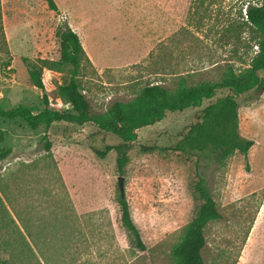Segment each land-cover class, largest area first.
Wrapping results in <instances>:
<instances>
[{
  "label": "rangeland",
  "instance_id": "obj_1",
  "mask_svg": "<svg viewBox=\"0 0 264 264\" xmlns=\"http://www.w3.org/2000/svg\"><path fill=\"white\" fill-rule=\"evenodd\" d=\"M210 1L201 7L200 0H66L73 13L38 7V24L14 23L8 44L0 9V110L24 103L37 113L46 107L44 94L49 108H68L61 87L72 66L42 63L60 59L56 33L65 21L82 24L87 41L97 22L106 38L99 50L108 51L111 64L129 62L98 70L80 55L78 81L94 112L131 100L150 83L174 90L181 77L188 84L213 83L230 66L242 71L258 46L248 27L228 31L223 19L241 21L245 2L216 0L211 6ZM220 4L226 6L218 14L221 23L206 25L201 17ZM36 27L43 29L41 49L35 47ZM143 52L141 60L130 62ZM32 65L41 69L44 90L29 78ZM231 93L219 90L200 107L170 112L140 128L124 174L114 151L103 158L97 154L121 139L94 123L58 121L31 130L20 118L0 116L1 145L11 149L0 161V264H176L172 248L201 203L194 190L197 172L207 179L222 214L205 227V264H264V89L236 96L240 132L255 142L248 157L236 152L219 165L179 152L143 150L174 145L207 104ZM120 177L145 250L131 245L122 226Z\"/></svg>",
  "mask_w": 264,
  "mask_h": 264
},
{
  "label": "trees",
  "instance_id": "obj_2",
  "mask_svg": "<svg viewBox=\"0 0 264 264\" xmlns=\"http://www.w3.org/2000/svg\"><path fill=\"white\" fill-rule=\"evenodd\" d=\"M50 9L58 11L55 0H45ZM211 0L209 5H214ZM237 0L235 1V3ZM245 2V13L240 10L241 21H235L226 16L230 29L248 27L252 39L258 46V51L251 59L249 66L237 72L230 66L222 80L209 83L201 81L198 84H188L187 79L181 77L176 89L172 90L160 83L145 85L141 91L129 101L115 100L104 112H94L92 106L83 93L78 73L80 70V55L86 58L85 50L77 32L65 21L56 36L60 43V59L58 61L42 60L43 66L51 68L57 64H70L71 77L69 82L61 87V94L70 103L71 107L65 110L49 108L47 95H43L45 108L34 113V107L20 103L9 110H0V116L8 119H22L31 130L40 126L49 129L54 122L65 121L83 125L94 123L100 130L117 135L121 142L117 145H106L102 151H97L103 158L111 151L116 153V163L120 173L124 174L129 162L128 151L137 139V131L145 126L162 121L170 112H181L190 107H200L204 100L214 98L219 90H231V94L217 97L202 109L200 119L186 128L180 134V139L169 147H143L147 152L172 151L189 156H195L199 161L207 160L214 164H224L226 159L238 152L248 157L249 151L255 144L254 140L244 137L240 132L239 103L236 96L252 90L264 89V0H241ZM234 4V3H233ZM199 5H204L200 0ZM208 17H201L206 25H212L210 20H222L218 14L224 13L226 6L211 8ZM232 5H229L231 7ZM200 9V8H199ZM29 78L37 87L44 90L41 69L32 65L29 69ZM3 133L0 129V161L5 159L11 149L1 145ZM50 149L51 143L46 144ZM248 167V166H247ZM194 190L201 203L195 210L192 220L186 226L181 241L172 248V256L176 264H205L202 250L206 246L205 227L209 222L222 218L217 203L212 195L207 179L197 172V181ZM121 210V223L129 236L130 243L139 250H145L146 244L141 232L132 219L129 202L125 197L118 196Z\"/></svg>",
  "mask_w": 264,
  "mask_h": 264
},
{
  "label": "crops",
  "instance_id": "obj_3",
  "mask_svg": "<svg viewBox=\"0 0 264 264\" xmlns=\"http://www.w3.org/2000/svg\"><path fill=\"white\" fill-rule=\"evenodd\" d=\"M55 2L58 7L57 12H60L61 14L73 13V11L71 10V6L67 4L66 0H55ZM38 7H41V9H44V7L49 8L48 3L45 0H0V9L2 13L4 35H5V39L7 40V44L9 42L8 29L12 27L14 23L29 22L34 24L35 26L38 24L39 21V18L37 17V14L39 12ZM135 7H136L135 14H138L139 12L138 4ZM8 14H11L13 16L10 18L7 16ZM69 25L79 35L81 44L85 50L89 62L98 70H103L105 68H109L113 66L117 67L121 65H127L129 63V62H122L119 64H111L109 60L108 51L105 54L104 51H102L101 49L99 50V46L106 45L104 44L106 38L105 35L103 34L102 26H100L97 22L91 23L90 25V30L93 29V31L90 35L89 41H87V39L85 38V36L87 35L86 28L82 24L78 22L69 21ZM35 30H36L34 35L36 41L35 47L41 49L43 43L39 40V38L43 36V29L42 28L40 29V27H36ZM9 49L12 55V50L11 48ZM143 55L144 52L140 59L130 62H138L143 58ZM24 58H28V57H24Z\"/></svg>",
  "mask_w": 264,
  "mask_h": 264
},
{
  "label": "water",
  "instance_id": "obj_4",
  "mask_svg": "<svg viewBox=\"0 0 264 264\" xmlns=\"http://www.w3.org/2000/svg\"><path fill=\"white\" fill-rule=\"evenodd\" d=\"M119 187H120V193L122 197H125V191H124V186H123V181L122 177L119 178Z\"/></svg>",
  "mask_w": 264,
  "mask_h": 264
},
{
  "label": "built area",
  "instance_id": "obj_5",
  "mask_svg": "<svg viewBox=\"0 0 264 264\" xmlns=\"http://www.w3.org/2000/svg\"><path fill=\"white\" fill-rule=\"evenodd\" d=\"M42 81H43L44 84L46 83L44 78H42ZM70 107H71V105H70V103H69V104H68V108H70Z\"/></svg>",
  "mask_w": 264,
  "mask_h": 264
}]
</instances>
